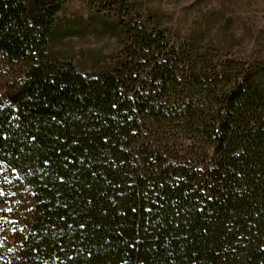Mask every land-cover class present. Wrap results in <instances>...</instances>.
Returning a JSON list of instances; mask_svg holds the SVG:
<instances>
[{"label":"trees","instance_id":"trees-1","mask_svg":"<svg viewBox=\"0 0 264 264\" xmlns=\"http://www.w3.org/2000/svg\"><path fill=\"white\" fill-rule=\"evenodd\" d=\"M88 1L126 34L91 75L48 53L64 0H0V264H264V67Z\"/></svg>","mask_w":264,"mask_h":264},{"label":"rangeland","instance_id":"rangeland-1","mask_svg":"<svg viewBox=\"0 0 264 264\" xmlns=\"http://www.w3.org/2000/svg\"><path fill=\"white\" fill-rule=\"evenodd\" d=\"M125 5L140 20L166 29L173 39L191 34L200 46H214L225 57L264 67V0H125ZM125 40L114 13L99 12L88 0H64L47 49L52 58L69 60L91 75L119 63ZM24 69V64L0 55V95ZM261 79L264 83V73ZM4 204L2 221L11 232L15 223L21 227L30 221L32 199L25 189L9 188Z\"/></svg>","mask_w":264,"mask_h":264},{"label":"snow or ice","instance_id":"snow-or-ice-1","mask_svg":"<svg viewBox=\"0 0 264 264\" xmlns=\"http://www.w3.org/2000/svg\"><path fill=\"white\" fill-rule=\"evenodd\" d=\"M0 194H2V193H0ZM9 211L11 210V209H8Z\"/></svg>","mask_w":264,"mask_h":264}]
</instances>
